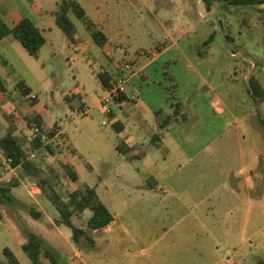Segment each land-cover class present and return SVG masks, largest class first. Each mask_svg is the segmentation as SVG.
Masks as SVG:
<instances>
[{"label":"rangeland","instance_id":"1","mask_svg":"<svg viewBox=\"0 0 264 264\" xmlns=\"http://www.w3.org/2000/svg\"><path fill=\"white\" fill-rule=\"evenodd\" d=\"M74 1L110 41L116 50L110 61L114 59L116 64L129 62L136 68L143 60H151V54H158L160 46L169 48L146 69L143 85L139 88L135 81L134 87L132 81L128 93L132 91L139 101L154 108L170 107L178 112L182 103L187 117L178 141L186 156H193L190 161L173 156L177 170L172 187L163 188L157 199H146V205L134 203L139 198L136 191L128 208L112 211L119 214L115 233L100 235L98 248L91 246L86 251L88 240L82 236L79 245L73 242L74 249L85 262L86 254L94 257L95 264H264V98L256 97L250 86L254 78L264 90V6H213L206 16L203 0ZM188 2L194 7L190 13L184 11ZM199 8L204 12L201 16ZM67 17L75 29L73 40L54 19L41 25L48 41L43 51L51 57L52 67L44 69L48 82L34 86L48 109L45 121L62 124L67 149H62L61 142L49 141L54 153L35 150L33 161L41 171L39 177L51 180L67 199L77 181L68 176L59 154L72 152L70 162L78 185L95 184L98 175L101 183L112 187L110 192L98 187L99 196L106 201L113 188L131 189L127 175L116 178L122 162L111 153L105 136L115 134L109 124L102 126L104 117L98 111L97 94L102 87L96 72L109 71L112 65L104 55V44L93 42L82 20L72 11ZM182 29L189 33L179 36ZM75 42L87 44L89 51H76ZM76 88L79 95L69 96ZM209 100L223 113L210 107ZM176 103H180L179 109ZM83 104L89 117L80 110ZM32 138L19 136L27 149ZM106 157L108 164H103L101 159ZM87 164L95 172L89 174ZM15 172L24 183L18 182V189L34 194L39 177L27 176L21 169ZM8 177L11 182L16 179L12 174ZM187 191L191 194L185 195ZM27 207L20 214L25 220L33 219ZM0 211L10 217L5 206L0 205ZM56 214L60 219L57 210ZM85 216H73L74 225L84 228ZM64 228L72 234L70 228ZM4 245L11 246L10 239L0 233V246ZM60 255L76 264L73 254H69L71 259ZM17 258L21 264H32L24 251Z\"/></svg>","mask_w":264,"mask_h":264},{"label":"crops","instance_id":"2","mask_svg":"<svg viewBox=\"0 0 264 264\" xmlns=\"http://www.w3.org/2000/svg\"><path fill=\"white\" fill-rule=\"evenodd\" d=\"M58 2L59 0H0V17L4 20L8 27H13L20 20L27 18L38 28L43 29L44 26L41 25L48 18L54 19L55 21V14L58 10ZM199 2H202V0ZM199 4L200 3H198V5ZM193 8L194 7L191 6V3L188 2L186 3L184 11L188 10L190 13ZM212 9L213 8H211L210 11L205 10L206 16L211 15V11H213ZM216 9H219L217 5ZM202 11V9H198L200 16L204 13ZM84 13L85 18L90 22V24H92L91 28H88L81 19L84 28L93 42L98 44L93 39L92 32H99V30H97V26H94L92 20L86 14V10ZM188 33V29L179 30V36L183 37ZM210 39H212V37H210ZM87 40L89 41V38ZM207 41L208 40L205 42ZM103 44V47L105 48L103 50L104 55L109 61V65H112V68L109 69V71L105 69L103 71L96 72V78L97 74L100 72L107 71L108 73H112L116 66L114 59L110 61L114 54H116V50H112L110 41L107 39H105ZM45 46H48V41L46 39L45 43L36 54L29 55L20 42L12 35H7L6 37L0 39V80L3 84V90H0V137L8 132H11L18 138L19 136L29 138V136L33 133L27 125V119L35 115L40 117V119L48 127H54L57 124H61L56 121L50 123L45 121V117L48 116V109L40 102L34 88L35 85L43 87L49 80V77L44 73V69H46V66L52 67V63L51 57L47 54L48 52L43 51ZM89 47L90 46L82 42H75L74 45V49L76 51L87 52L89 51ZM163 47L164 46L159 47L160 52L158 54L153 53L150 55V57L153 56L151 60L145 59L143 60L145 62L138 64L136 67L137 75L132 80L134 81V87H136L135 81L136 84L139 85V88L143 85V82L148 77L146 69L155 63L156 60L169 49L168 47ZM52 73L53 72L51 71L50 74ZM176 84L177 83L174 81L173 85ZM78 90L79 89L76 88L74 91H70L68 95H79ZM32 95H35L36 98L32 99L30 97ZM66 98H68L67 95ZM208 103L209 106L214 108L217 113H223L222 108H215L216 102L209 100ZM115 107L116 110L113 111V118L109 123L115 136L113 135L114 137L112 136L110 138L108 133L105 136L109 141L108 144L110 145L111 153L119 157L122 162L117 171L119 175H116V178L120 179L127 175L129 177L128 180L130 181L129 184L131 189H126L122 186L119 188H113L114 191L112 194H108L109 197L106 201H104L97 192L98 187L100 186L104 188L105 192L112 191V187L105 183H101L100 177L96 175L98 179L97 183L95 182V184H92L90 182H86V186L80 187L77 179V182L74 183L75 187L69 191L70 193L79 188H92L111 214L112 211L116 212L119 209L128 208L130 206L129 202L132 201L131 196L136 195V191L138 192L139 198L135 200L134 203L141 202L146 205L148 203L146 199H157L158 192L162 191L163 188L172 187V178H174V174L177 170L174 166L175 162L173 159L175 158H173V156L184 161H190L193 158V156H186V153L182 150L180 141H178V135L180 136L184 129L183 125H185V118L187 117L182 103L178 112L176 110H172L170 107L169 109L160 107L154 108L152 106H148L146 102L139 100L135 103L126 100ZM98 111L104 117L100 107ZM62 131L63 139L58 138L56 141L61 142L62 149L66 150L67 148L65 147L64 142L66 134L63 128ZM96 144L101 145L99 142H96ZM62 153L59 154V159L63 160L62 166L67 165L72 167L70 160H73V153L69 151L67 152V155L66 153ZM48 155L49 154H47V156ZM101 161L103 164H108L107 157L102 158ZM85 168L86 170H89V174L95 172L91 164H87ZM122 169L124 171H122ZM15 170L11 173L16 178L13 179L12 182L17 184L20 182L24 185L21 178L16 175ZM131 172L132 176L130 174ZM17 186L11 191V195L17 201L15 209L21 213V211L25 209L26 205L34 206L40 213V217L38 219L29 218L25 220L28 227L34 233L43 238L53 249H55L59 256H61L60 254H64L68 259L74 257V263L76 264H95L94 257H89V255L86 254L85 262L80 257V253L74 249L72 234L64 228V225L56 224L55 221L59 219L56 214V209L42 195L40 189L35 187L33 190L34 194H32L31 192H27L23 187L18 189ZM247 192L248 196L251 198L250 191L247 190ZM190 194L191 193L187 191L185 195ZM104 195H107V193ZM158 200L160 202H164L162 199ZM81 214H86V222L91 216V212L88 210L77 214V216H80ZM112 216L113 220L106 228L92 232V234H94V238L90 237V239H87L88 242L86 243V251L91 246H95L96 248L99 247L100 235L109 236L111 233H115V222L119 214H112ZM21 217L22 219H25L24 215H21ZM0 233L9 238L11 243V246H0V264L7 263L6 257L2 254V250L5 247H8L11 250L16 257L18 264H21L17 255L18 253L23 252L22 244L25 242V239L16 223L12 220L11 216L6 217L5 215H2L1 211ZM69 254H73V257L69 256ZM24 261L27 262L26 259H24Z\"/></svg>","mask_w":264,"mask_h":264},{"label":"trees","instance_id":"3","mask_svg":"<svg viewBox=\"0 0 264 264\" xmlns=\"http://www.w3.org/2000/svg\"><path fill=\"white\" fill-rule=\"evenodd\" d=\"M207 4L206 10L210 11L213 6L226 8L231 6L234 8H252L264 6V0H203ZM217 3V4H216ZM223 9V10H224ZM72 11L74 15L82 19L88 28L92 24L85 18L83 8L74 0H59L58 10L55 14V23L68 37L73 40L75 29L73 24L67 17V12ZM12 35L29 55H34L38 52L41 46L45 43L42 30L38 28L31 20L24 18L20 20L13 27H8L4 20L0 17V39ZM93 39L102 44L105 38L98 32H92ZM101 38V39H99ZM228 40L233 42V38L228 36ZM208 39L207 42H209ZM171 77V76H169ZM99 82L104 87L111 78V73L107 71L97 74ZM172 79V78H171ZM174 80V79H173ZM21 86V85H19ZM174 88L177 87L173 85ZM251 92L259 99L264 98V90L260 84L254 79H250ZM0 90H3V84L0 80ZM26 94V92H25ZM172 98V97H171ZM170 99V97L168 98ZM33 101V100H32ZM176 109H179L180 103H176ZM264 124V120L262 119ZM27 125L32 130L33 138L29 142V149L24 148L20 139L13 135L11 132L6 133L0 137V146L5 153L12 158V166L19 167L27 176L39 177L40 169L35 165L33 154L35 150L43 148L46 152L54 153V149L49 141L54 136L53 128L48 127L38 116H33L27 119ZM44 138V139H43ZM30 152V153H28ZM33 156V157H32ZM68 176L73 182H76L78 177L76 172L67 165L63 166ZM51 180L39 177L37 187L40 189L42 195L55 207L58 211L60 219L56 220L57 225H64L70 228L72 232L73 242L77 245L80 244L82 236L90 239L92 232L106 228L113 220V216L108 208L100 201L96 192L92 188H79L69 193L66 200H63L60 194L54 189L49 182ZM18 184L9 182H0V205L5 206L10 210V216L20 229L25 242L22 244V249L32 262V264H70L60 258L59 254L53 249L43 238L34 233L27 225L25 219L15 206L16 199L11 195V191ZM26 207V206H25ZM90 211L91 216L85 223L84 228L75 226L72 222L73 216L80 214L84 211ZM26 211L33 219H38L40 213L34 206H28ZM2 254L6 257V264H18L14 254L8 247L2 250Z\"/></svg>","mask_w":264,"mask_h":264},{"label":"built area","instance_id":"4","mask_svg":"<svg viewBox=\"0 0 264 264\" xmlns=\"http://www.w3.org/2000/svg\"><path fill=\"white\" fill-rule=\"evenodd\" d=\"M137 75L136 68L129 62H123L116 64L115 69L111 73V78L107 84L102 87V93L97 94L99 107L104 115V120L102 121V126H107L113 118L112 106L121 104L122 102L128 100L132 103L138 101V96L132 91L128 93L131 89L132 80ZM35 99L36 96H30ZM83 116H90L89 110L86 106H82L81 109ZM53 128L54 136L44 141H55L56 139L63 138V131L61 124H57ZM56 142V141H55ZM16 168L12 166V158L9 157L5 151L0 146V182H9V174H11Z\"/></svg>","mask_w":264,"mask_h":264}]
</instances>
